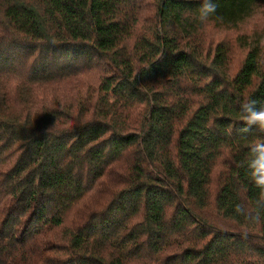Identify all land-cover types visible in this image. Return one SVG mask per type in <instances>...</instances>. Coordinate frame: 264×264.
<instances>
[{"label":"trees","instance_id":"1","mask_svg":"<svg viewBox=\"0 0 264 264\" xmlns=\"http://www.w3.org/2000/svg\"><path fill=\"white\" fill-rule=\"evenodd\" d=\"M213 2L0 0V264H264V0Z\"/></svg>","mask_w":264,"mask_h":264},{"label":"clouds","instance_id":"2","mask_svg":"<svg viewBox=\"0 0 264 264\" xmlns=\"http://www.w3.org/2000/svg\"><path fill=\"white\" fill-rule=\"evenodd\" d=\"M215 14L213 0H201L199 22L206 25ZM239 120L243 124L239 129L241 134L245 137L250 133L257 134L256 139L248 143L245 163L249 183L257 190V195L254 200L238 203L234 212L244 219L246 225L258 224L264 220V105L258 107L256 101L248 99L240 105ZM240 234L243 239L248 237L247 226L242 227Z\"/></svg>","mask_w":264,"mask_h":264}]
</instances>
